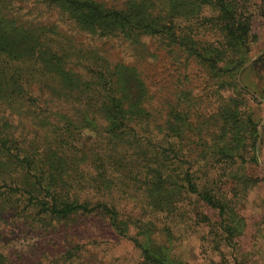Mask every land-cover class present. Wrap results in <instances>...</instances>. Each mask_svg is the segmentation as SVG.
<instances>
[{"label":"rangeland","instance_id":"rangeland-1","mask_svg":"<svg viewBox=\"0 0 264 264\" xmlns=\"http://www.w3.org/2000/svg\"><path fill=\"white\" fill-rule=\"evenodd\" d=\"M93 1L133 18L150 15L155 22L156 18L168 19L169 5L175 0ZM247 5L252 14L248 55L244 58L224 51L216 69L185 46L172 44L158 34H91L63 10L41 0H11L2 6L0 72H38L40 64L21 57L29 45L22 32L44 26L54 28L57 39L74 53L66 60V68L72 72L84 71L86 59L95 55L106 72H123L140 80L139 92L135 90L130 101L139 100V110L130 114L123 134L112 135L108 122L96 114L91 117L93 126L73 130L71 142L78 151L75 166L67 169L65 162L52 158L59 165L44 169L49 172L57 168L50 173L60 176L74 170L78 179L92 182L95 187L91 191L80 192L82 202H103L114 208L118 219L127 225V237L115 234L108 217L101 214L52 222L53 228H37L27 219L13 220L11 213H6L0 220V252L9 264H152L144 261L135 241L166 264H264V0H249ZM175 21L180 37L189 46L202 52L221 48L223 37L218 31H199L197 37L189 31L190 35L183 36L186 28L199 27V21ZM11 31L17 34L13 36ZM239 61L236 70H227ZM237 87L242 91L237 100L245 121L241 127L246 131L241 142L249 153L243 154L238 147L235 153L248 161L228 168L216 157L226 153L230 142L220 113L233 104ZM28 90V99L14 95L0 99V124L8 127L17 149L42 156L49 153V143L58 146L66 140L67 123L79 122L80 114L75 106L37 83ZM254 141L256 163L249 161ZM137 144L145 149L158 145L161 158L166 156L176 167L188 170L192 178H198L195 182L200 188H208L211 203L187 194L174 180H166L160 185V196L162 202L173 203V211L161 212L152 206L154 188L145 191L142 172L126 178L114 169L110 171L108 163L107 171L100 170L98 157H104V152H113L120 159L127 151L131 155ZM152 154L150 149L149 156ZM6 169L14 171L8 164H0V172ZM103 172L111 173L104 182L105 189L96 186ZM167 174L169 170H165ZM244 177L263 181L245 187ZM222 221L234 232L226 241Z\"/></svg>","mask_w":264,"mask_h":264},{"label":"trees","instance_id":"trees-1","mask_svg":"<svg viewBox=\"0 0 264 264\" xmlns=\"http://www.w3.org/2000/svg\"><path fill=\"white\" fill-rule=\"evenodd\" d=\"M10 1L0 0V11L2 6ZM41 1L50 7L60 8L69 19L75 20L79 28L91 34L117 36H119L117 32L130 36L135 33L137 36L158 34L172 44L185 46L215 69L224 51L233 52L244 58L248 55L247 39L252 26V14L248 11L247 5L249 0H175L169 5L166 15L168 19L161 21L156 18L155 22L150 20V15L133 18L126 12L105 9L93 0ZM183 1L190 2L184 3ZM205 12H207L206 15H204ZM177 18L187 20L192 24L199 21V27L186 28V31L182 33L183 36L190 35L189 31L191 34L194 33L192 36L196 37L200 35V32L218 31L223 37V42H219L221 48L204 49L202 52L195 46H189L185 38L180 37L181 30L175 21ZM9 33L13 36L17 34L14 31ZM22 33L29 45L21 57L33 59L35 64H40V67L36 69L38 72H0V99H6L10 95L24 96L28 99L30 97L28 87L37 83L49 89V93L53 96L64 99L69 106H75L80 114V121L67 123L66 140L58 143V146L49 143V153L42 156L24 152L21 148L17 149L12 133L7 131L8 127L0 124V164L5 167L8 164L14 170L6 169L0 172V201L4 204H0L2 208L0 220L4 214L11 213L13 220L27 219L31 226L34 225L37 228L52 226L53 228L54 225H50L52 222L53 224L69 222L79 216L101 214L108 217L109 227L115 234L123 238L127 237V225L118 219L114 208L103 202H82L79 194L83 191H91V188L95 187L92 182L81 181L74 175V170L61 172L62 176H60V173H50L57 168L49 172L44 169L59 165V163H54L52 158H56L61 163L65 162L67 169L75 166L74 161L78 151L71 142L73 130L93 126L94 122L91 117L96 114L108 122L112 135L123 134L124 128L126 126L128 128L130 114L134 110H139V100L130 102L132 93L134 96L135 90L139 92V78L134 75L126 76L123 72L117 74L106 72L103 67H99L95 55L86 59L87 64L84 66V71L72 72L71 69L66 68V60L74 53L57 39L54 28L42 26ZM0 43H2L1 39ZM239 65L240 61L233 66L234 68L229 66L227 70H236ZM234 89L233 104L225 106L220 113L226 123V134L230 142L227 143L226 153L216 154V157L228 168L237 162L246 163L248 159L243 154L249 153L247 145L241 142V137L246 131L241 127L245 121L241 119L239 110L241 103L237 98L242 95V91L239 88L238 92L236 88ZM232 100H229V104ZM131 131L134 133V127ZM238 147L243 154L235 153ZM158 148L157 145L145 149L137 144L136 148L131 150V155H128L127 153L130 152L127 151L120 159L116 158L113 152H104L102 154L104 157H98V162L101 164L100 170L107 171L105 163H108L110 171L114 169L117 174L126 178H130L132 173L142 172L140 174L147 186L145 191L154 188L152 206L161 212L172 213L173 211V203L169 200L162 202L160 196V185L166 180H174L185 189L187 194H195L202 201L211 203L212 198L207 192L208 188L206 186L200 188L195 182L198 178H192L188 170L183 171L176 167L166 156L161 158ZM150 149L154 151L151 156H149ZM255 149L256 142L254 141L249 160L252 163H256ZM165 170H169L170 174L164 175ZM110 174L103 172L100 175L103 178L96 182V186L105 189L104 182L111 178ZM262 181L263 178L259 177L242 178V184L245 187H253ZM155 193L158 194L157 199L154 198ZM220 227L224 237H227L225 241L233 237L234 232L228 223L222 221ZM135 243L140 248L145 262L166 264L141 243L138 241ZM0 264H9L1 252Z\"/></svg>","mask_w":264,"mask_h":264}]
</instances>
